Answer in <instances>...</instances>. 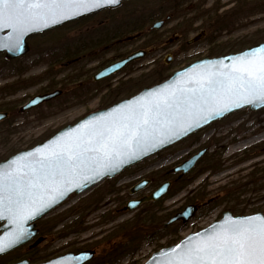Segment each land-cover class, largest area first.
Segmentation results:
<instances>
[{"label":"rangeland","instance_id":"obj_1","mask_svg":"<svg viewBox=\"0 0 264 264\" xmlns=\"http://www.w3.org/2000/svg\"><path fill=\"white\" fill-rule=\"evenodd\" d=\"M157 21L162 26L150 29ZM201 31L205 32L201 40L186 44ZM263 41L264 0H128L115 9L32 36L27 39L29 51L15 63L6 64L0 57V79L22 69L31 85L42 77L65 93L22 115L18 108L44 86L18 95L11 107L14 120L0 125V162L47 140L85 114L166 80L197 59L234 53ZM138 50L147 51L146 56L107 81H91L107 62ZM167 56L169 64L164 63ZM4 97L0 95V102ZM198 148L208 150L204 161L173 184L164 198L135 211H146L145 217L135 221L130 214L116 213L112 200L122 196L115 191L116 181L101 182L85 195H71L37 221L34 238L39 241L33 244V254L26 245L5 254L0 264L24 257L40 263L83 249L96 251L85 264H143L152 253L220 219L225 210L235 216L264 214V108L232 113L146 161L170 168L184 158L183 152ZM180 152L181 158H175ZM147 164L142 168L147 169ZM187 203L197 207L191 220L153 236Z\"/></svg>","mask_w":264,"mask_h":264},{"label":"snow or ice","instance_id":"obj_2","mask_svg":"<svg viewBox=\"0 0 264 264\" xmlns=\"http://www.w3.org/2000/svg\"><path fill=\"white\" fill-rule=\"evenodd\" d=\"M118 2L0 0V32L8 33L0 36V48L19 50L30 31ZM220 65L212 66L215 71L193 72L183 87L155 93L110 117L86 123L46 150L26 153L20 162L0 168V220L14 225L7 237L0 238V254L26 239L30 233L25 224L58 202L77 177L83 175L87 181L100 175L98 168L107 167L102 162L121 154L134 157L133 146H154L152 142L162 132H186V120L207 119L217 110L230 111L232 106L264 104V47ZM89 171L94 174L86 175ZM172 253L166 254L163 264H264V217L214 225L211 232L199 239L190 237Z\"/></svg>","mask_w":264,"mask_h":264},{"label":"water","instance_id":"obj_3","mask_svg":"<svg viewBox=\"0 0 264 264\" xmlns=\"http://www.w3.org/2000/svg\"><path fill=\"white\" fill-rule=\"evenodd\" d=\"M128 0H119L116 4H105L102 7L94 8L91 11H87L81 15L74 16L70 19H65L59 23L50 24L48 27H42L40 30L37 31H30L23 37V44L22 47L19 50L16 51H9L6 48H0V53L5 52V56L8 59L17 58L19 56L25 55L29 51V45L27 44V39L35 34L44 33L46 31L55 29L57 27H61L69 22L79 20L83 17L98 13L100 11L106 10V9H115L119 7L123 2ZM163 22L157 21L155 22L150 29L157 30L162 26ZM7 30L5 32H0V36L7 35ZM205 35V32L201 31L191 39H189L186 44L191 45L196 43L197 41L201 40ZM177 39V37H175ZM173 41L172 39L170 40ZM264 47V41L258 44H255L253 46H250L248 48H245L241 51L234 52V53H228L225 55L220 56H214L209 57L205 56L200 59L195 60L194 62L190 63L189 65L174 71L170 74V76L151 87L143 88L141 91L136 93L135 95L123 99L115 104H113L110 107L103 108V109H97L94 110L88 114H85L82 116L78 121L68 124L64 127H62L60 130H58L54 135L49 137L47 140L37 144L36 146L21 150L17 152L16 154L6 158L5 160L0 162V168H8L12 166L14 161L20 162L21 158L24 157L26 153H35L38 150H46L48 147H50L52 144H54L57 140L61 139L62 137L70 136L73 133H75L82 125L86 123H90L95 120L103 119L105 117L112 116L115 112L121 109H126L131 105H134L138 100L148 99L153 96L155 93L165 92L174 90L179 87L185 86L183 84V81L187 78L188 75H191L193 72L199 71L201 69H211L215 71V68H212L213 65L216 66V68H220V62H223L224 65L230 64L232 59L238 56L245 55L246 53L250 52L251 50H255L258 48ZM147 51L145 50H138L136 52H133L126 56L125 58L116 61L109 66L103 68L100 70L95 76V80H100L103 78H106L112 74H115L119 72L123 67H125L127 64L142 59L146 56ZM169 56L166 57L164 63L169 64ZM226 71L227 69H222ZM59 94V91H54L52 93L44 94V95H37L34 96L29 103L22 108V110L29 109L32 107H35L45 101L51 100L55 98ZM264 108V104H255V105H248L245 104L241 107L232 106L230 111H219L217 110L216 113L212 115H208L207 119H202L200 117H195L194 119H189L183 122V126L187 128L186 132H181L179 134H173V133H160L157 138L152 142L154 146H148L145 148H136L133 146V148L130 151H135L136 155L133 157L129 154H121L119 157L114 158L112 161L108 162H102L103 164H106L107 167L100 166L98 168L100 175H97L94 180H84L83 175L80 177H77L70 185L67 186L69 190L65 191V194L51 207L47 208L44 212H42L40 215L36 216L34 219L29 220L25 227L28 229V232L30 235L27 236L26 239L20 241L13 247L9 248L4 253L0 254V256H3L18 247L29 243L38 233L37 229V221L47 215L49 212H51L56 207L62 205L71 195H79L81 193H84L85 191L91 189L93 186L97 185L101 181L107 178H113L119 174L122 173L123 170L143 161L144 159L153 156L172 145L180 142L181 140L185 139L186 137L192 135L193 133L203 129L204 127L208 126L209 124L219 121L226 116L235 113L239 110L247 109L251 112H256L258 110H261ZM2 115H0L1 119ZM198 121V122H196ZM188 124H191V127H188ZM163 140V142H161ZM205 151V150H204ZM204 152H200L199 154L194 155L189 160L182 163L180 166L176 168L175 171H182L183 174L187 173L190 169L193 168L196 161L200 158V156ZM28 160H32V156L27 157ZM86 175H93L91 171L86 172ZM169 188V183H165L161 185L157 190H155L151 195V200H157L158 198L162 197L164 194L167 193ZM137 203H131L128 205L129 209L135 208ZM197 211L196 206H188L183 211L176 214L173 218H171L167 224H171L173 222L181 220L183 223H186L189 221L195 212ZM250 217H264V214L262 213H256L251 215H233L230 211L225 210L222 212L221 218L210 223L205 228L200 229L197 232H193L185 236L182 240H180L175 245H171L169 247H164L150 255V257L143 263V264H163V262L166 260L168 255H173L172 249H176L178 246L183 247L184 242H186L190 237L193 239H199L203 237L206 233L211 232L214 225H223L225 222H227L230 219H240V220H247V218ZM14 228V225L9 224L7 219L0 220V238L7 237L12 229ZM39 240H37L38 242ZM95 255L94 250H83L77 253L74 252H67L63 255H60L56 258H53L51 260H48L43 263L39 264H85L88 261L92 260ZM77 257H80V259H76ZM11 264H30L27 259H23L21 261L11 263Z\"/></svg>","mask_w":264,"mask_h":264},{"label":"flooded vegetation","instance_id":"obj_4","mask_svg":"<svg viewBox=\"0 0 264 264\" xmlns=\"http://www.w3.org/2000/svg\"><path fill=\"white\" fill-rule=\"evenodd\" d=\"M106 10H109V9H106ZM101 12V11H100ZM99 13V12H98ZM97 14V13H95ZM94 15V14H92ZM92 15H89V16H92ZM89 16H86V17H89ZM86 17H83V18H86ZM81 18V19H83ZM72 22H75V21H72ZM71 23V22H69ZM68 24V23H67ZM66 25V24H65ZM58 28V27H57ZM55 28V29H57ZM53 30V29H52ZM50 31V30H49ZM47 32V31H46ZM39 34H42V33H39ZM39 34H35V35H39ZM35 35H32V36H35ZM30 36V37H32ZM29 37V38H30ZM28 38V39H29ZM84 46V44H82ZM112 46V45H111ZM75 53L76 55V51L75 52H72V55ZM131 54V53H130ZM23 56V55H22ZM22 56H19L17 58H13V59H8L6 58L5 56V52H1L0 53V57L2 58V60L4 61V63H15L19 58H21ZM128 56V55H126ZM126 56L124 57H119L118 59H115L113 61H110V62H107L105 65L101 66V68L98 69V71L92 76L91 78V81L95 84H99L101 82H104V81H107L109 80V78L113 77L114 75H117L119 74L120 72H122L129 64H127L125 67H123L119 72L115 73V74H112L106 78H103V79H100V80H95L94 79V76L100 71L102 70L103 68L109 66L110 64L116 62V61H119L123 58H125ZM69 61V60H68ZM134 62V61H133ZM6 68V66L4 65L3 69L4 70ZM24 71L21 69V70H18V74H15L14 76H8L6 77L5 79H0V95H5V97L1 100L2 102H0V115H2L1 119H0V125H3V123H5L6 120H14V116L13 115V112L11 110V107H12V103H15L17 102V97L18 95L23 92V91H27V90H31L33 88V90L35 91V89H37L38 86L40 85H43V89L41 91H36L33 95H31L30 97L27 98V100L22 103V105L18 108V114L19 115H22L24 113H27V112H30L40 106H43V105H46L50 102H52L53 100L55 99H58L59 97H62L64 96V90L62 89L63 87H54V84L50 82H46L45 80L42 79V77L40 78H36L33 83L34 85H31L30 83V80L28 76H25V74H23ZM26 80H24V79ZM116 78V77H115ZM53 81V80H51ZM45 83V84H44ZM54 91H59V94L51 99V100H48V101H45L35 107H32V108H29V109H25V110H22V108L24 106H26L29 101L34 97V96H37V95H44V94H48V93H52ZM98 92V91H96ZM102 93V91H99V94ZM6 94H9L8 96H6ZM97 95V93H96ZM7 101V102H6ZM17 124V123H16ZM14 124V125H16ZM196 147L195 145L192 146L191 148H194ZM205 150V151H204ZM204 152L200 158L196 161L195 165L193 166L192 169H190L187 173L183 174L182 171H175L176 168L178 166H180L182 163H184L185 161L189 160L191 157H193L194 155L196 154H199L200 152ZM208 150L203 148H198V149H195V150H192V149H189L187 150V152H183V156L184 158L182 160H180L179 162H176L174 165H172L170 168H163L161 166V163L159 161H153V164H147V161L149 158H151L152 156L144 159L143 161L125 169L122 171L121 174H119L118 176H115L113 178H107V179H104L103 181L101 182H105V181H110L112 179H114V181H116V186L118 187L115 191H118L120 193V195L122 196H118V198H115L114 201L112 200V202H114V207H117V211L116 213H119L120 216H124L125 214H130V216L132 217V220L134 219L135 221L138 220L140 217H145L146 215V211L142 212V213H139V212H135L138 210L139 207L141 206H144V207H148L153 205L152 203L154 202H158L159 200H161L162 198H164L169 190H170V187L175 184V183H180L187 175H189L201 162L204 161L205 159V156L207 154ZM182 152L180 153H176L175 155V158L177 159H180V155H181ZM154 156V155H153ZM147 164L148 168L147 169H144L142 168V165H145ZM159 180L157 183H155V180ZM100 182V183H101ZM98 183V184H100ZM165 183H169V188H168V191L166 194H164L162 197L158 198L157 200H151V195L152 193L157 190L161 185L165 184ZM97 184V185H98ZM157 184V185H156ZM96 186V185H95ZM90 190V189H89ZM89 190L85 191L84 193H81L79 195H85ZM78 196V195H77ZM131 203H137L136 207L133 208V209H129L128 208V205L131 204ZM188 206H195V205H192L191 203H187L185 206H182L181 208H178L175 212H173V215L168 218L167 222L173 218L176 214H178L179 212L183 211L186 207ZM196 213V212H195ZM114 214V213H112ZM195 215V214H194ZM193 215V216H194ZM117 217V216H116ZM114 217L113 219L115 220ZM193 218V217H192ZM191 218V219H192ZM141 219V218H140ZM190 219V220H191ZM188 222V221H187ZM186 222V223H187ZM178 223H180L181 225H185V223H183L181 220L179 221H176V222H173L171 224H167V223H164L163 224V228L161 229L160 233H158L156 235V232H154L153 236H161L162 233L165 231V229L167 227H170V226H174V225H177ZM37 241V240H36ZM35 238L32 239V241L28 244H24L20 247H18L17 249L19 248H22V247H25L26 245H29L28 248L31 252V254H33V250H35ZM34 244V245H33ZM15 249V250H17ZM13 250V251H15ZM83 250H94V249H83ZM83 250H79L77 252H80V251H83ZM12 251V252H13ZM36 251V250H35ZM77 252H74V253H77ZM94 252L96 253V251L94 250ZM11 253V252H10ZM9 254V253H8ZM6 254V255H8ZM5 256V255H4ZM3 256H0V258H2ZM58 257V256H57ZM95 257V256H94ZM56 258V257H55ZM23 259H27L26 257L18 260V261H21ZM53 259V258H52ZM40 260V259H39ZM39 260H33V258H29L28 261L30 264H39ZM51 260V259H50ZM18 261H14V262H11V263H15V262H18ZM48 261V260H47ZM46 262V261H44ZM11 263H8V264H11ZM40 263H43V262H40Z\"/></svg>","mask_w":264,"mask_h":264},{"label":"trees","instance_id":"obj_5","mask_svg":"<svg viewBox=\"0 0 264 264\" xmlns=\"http://www.w3.org/2000/svg\"><path fill=\"white\" fill-rule=\"evenodd\" d=\"M238 52V51H237Z\"/></svg>","mask_w":264,"mask_h":264}]
</instances>
